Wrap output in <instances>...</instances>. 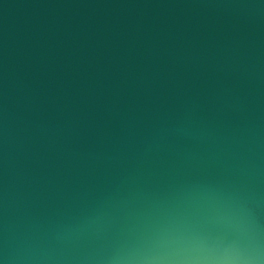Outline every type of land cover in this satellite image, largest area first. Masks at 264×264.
Returning a JSON list of instances; mask_svg holds the SVG:
<instances>
[{
    "label": "water",
    "instance_id": "1",
    "mask_svg": "<svg viewBox=\"0 0 264 264\" xmlns=\"http://www.w3.org/2000/svg\"><path fill=\"white\" fill-rule=\"evenodd\" d=\"M0 264H264V0H0Z\"/></svg>",
    "mask_w": 264,
    "mask_h": 264
}]
</instances>
